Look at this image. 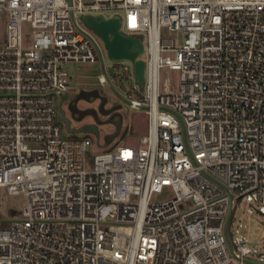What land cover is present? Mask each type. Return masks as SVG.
<instances>
[{"label":"built area","instance_id":"obj_1","mask_svg":"<svg viewBox=\"0 0 264 264\" xmlns=\"http://www.w3.org/2000/svg\"><path fill=\"white\" fill-rule=\"evenodd\" d=\"M0 12V187L28 197L0 217V264H264L234 225L243 200L264 215V0H0ZM82 15L120 16L142 38L143 86L133 61L107 65ZM98 60L99 82L128 80L147 114L136 144L64 135L66 64ZM166 186L173 196L152 201Z\"/></svg>","mask_w":264,"mask_h":264},{"label":"rangeland","instance_id":"obj_2","mask_svg":"<svg viewBox=\"0 0 264 264\" xmlns=\"http://www.w3.org/2000/svg\"><path fill=\"white\" fill-rule=\"evenodd\" d=\"M29 33L31 30L29 29ZM95 33V31H94ZM175 32L168 29L163 30V37H173ZM6 34L5 15L0 12V42L4 41ZM96 34V33H95ZM97 35V34H96ZM179 42L182 41V34H178ZM98 36V35H97ZM103 45V40L98 36ZM106 51V50H105ZM107 53V51H106ZM144 55V54H143ZM106 63L111 65L115 63L106 54ZM66 68L72 75V85L76 87H89L96 81L100 89L111 96L112 99H119L124 104V109L127 114L126 133H122L116 138V141L126 144L138 143V137L146 132L147 114L143 110L132 109L129 105V99L125 95L124 89L129 86V81L122 77L115 76L112 84L103 85L99 82L98 76L103 73V63L98 60L95 62H69ZM179 71L163 68L161 71V83L163 87L164 81H167L170 88L174 91H179L180 77ZM112 79V76L110 75ZM134 82V80H133ZM118 87V90L116 89ZM60 102V101H59ZM105 118V117H102ZM66 137H83V135L64 134ZM98 147L95 146L94 150ZM94 165L93 155H88L85 158V168L90 170ZM171 186H166L162 192L154 193L152 201H161L173 196ZM28 197L25 193H11L6 187H0V214L2 216L9 215L11 210L22 211L27 205ZM253 210L252 212L250 210ZM242 222L247 225L244 229L245 235L248 237L249 243L257 249V253H264V215L254 209L249 201L243 200L235 210L234 225Z\"/></svg>","mask_w":264,"mask_h":264},{"label":"flooded vegetation","instance_id":"obj_3","mask_svg":"<svg viewBox=\"0 0 264 264\" xmlns=\"http://www.w3.org/2000/svg\"><path fill=\"white\" fill-rule=\"evenodd\" d=\"M59 113L63 124L72 134L89 136L100 146L104 145L106 136L116 132L119 122V135L126 130L127 114L124 104L104 93L96 81L89 87L73 85L60 100ZM87 127L92 132L82 131Z\"/></svg>","mask_w":264,"mask_h":264},{"label":"water","instance_id":"obj_4","mask_svg":"<svg viewBox=\"0 0 264 264\" xmlns=\"http://www.w3.org/2000/svg\"><path fill=\"white\" fill-rule=\"evenodd\" d=\"M81 19L103 40L108 57L112 60H131L134 63V74L137 81L145 84V60L140 57L145 52V44L141 37L126 34L121 29L120 16L105 17L102 15H82ZM83 92V90H82ZM65 96V94L63 95ZM120 122L114 134L105 138L103 147H108L119 136ZM83 132H92L91 128H84Z\"/></svg>","mask_w":264,"mask_h":264},{"label":"trees","instance_id":"obj_5","mask_svg":"<svg viewBox=\"0 0 264 264\" xmlns=\"http://www.w3.org/2000/svg\"><path fill=\"white\" fill-rule=\"evenodd\" d=\"M124 132L126 133V130H125ZM124 132H123V133H124ZM15 213H16L15 210H11V211L9 212L10 215H13V214H15ZM1 216H2V215L0 214V217H1Z\"/></svg>","mask_w":264,"mask_h":264},{"label":"crops","instance_id":"obj_6","mask_svg":"<svg viewBox=\"0 0 264 264\" xmlns=\"http://www.w3.org/2000/svg\"><path fill=\"white\" fill-rule=\"evenodd\" d=\"M147 129V128H146ZM103 147V146H102Z\"/></svg>","mask_w":264,"mask_h":264}]
</instances>
